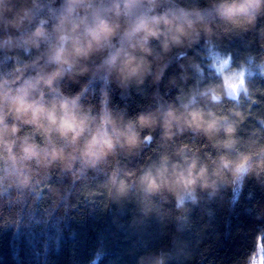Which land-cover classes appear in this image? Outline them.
Segmentation results:
<instances>
[{"label": "clouds", "instance_id": "9594fccd", "mask_svg": "<svg viewBox=\"0 0 264 264\" xmlns=\"http://www.w3.org/2000/svg\"><path fill=\"white\" fill-rule=\"evenodd\" d=\"M19 3V6H18ZM159 0H63L49 23L33 24L32 0H0V50L37 55L16 71L28 67L34 74H18L9 82L0 79V163L5 177L19 187H28L32 166L71 168L79 161L95 168L109 157L139 156L159 129L161 142L175 143L185 133L201 135L211 151L187 144L164 152L158 161L139 169L114 168L105 182L112 199L129 201L134 191L142 194L143 217L163 215V203L175 201L177 209L197 204L198 193L215 194L223 187L243 190L247 179L264 175V147L239 150L238 124L195 99L180 105L157 106L128 115L110 108L108 94L101 99L99 115L84 110L81 93L48 98L65 77H101L118 88H139L149 78L159 84L170 63V54L190 48L203 38L248 31L264 15V0H210V7L169 8L157 12ZM228 61H225L227 66ZM245 70H241V77ZM102 74V75H101ZM221 82L200 91L213 104L233 99L245 91L243 78L218 72ZM246 94V91H245ZM231 111V110H230ZM234 115L243 120L239 111ZM219 137V138H218ZM171 198V200H170ZM255 219H264V211ZM135 222V221H134ZM179 253L160 250L142 255L138 264H167ZM246 264H264V227L257 232L256 246Z\"/></svg>", "mask_w": 264, "mask_h": 264}, {"label": "trees", "instance_id": "16d2710c", "mask_svg": "<svg viewBox=\"0 0 264 264\" xmlns=\"http://www.w3.org/2000/svg\"><path fill=\"white\" fill-rule=\"evenodd\" d=\"M62 4L63 0H36L33 24L24 31L42 18L54 22ZM176 7H210V0H159L155 10ZM215 54L230 57L231 69L246 71V94L241 91L217 105L199 95L221 82ZM36 55L0 50V79L11 82L18 74H34L31 67L22 73L16 69ZM57 91L64 96L81 93L84 110L97 116L105 92L108 106L126 109L128 115L194 98L197 104L230 115L238 124L239 150L256 151L264 147V15L248 31L213 36L210 44L202 38L190 48L174 50L159 84L149 78L139 88L123 90L101 77H65L55 90L45 89L44 93L51 98ZM159 135L157 129L139 156L109 157L95 168L79 161L71 168L57 165L49 170L33 165L28 187L4 178L6 166L0 163V264H138L140 256L160 250L179 253L167 264H246L255 249L257 232L264 227V219H255L264 211V184L256 179H247L242 191L222 186L215 196L200 192L197 204L182 209L171 198L170 203L157 199L163 215L143 217L138 191L131 193V202L112 199L104 185L114 168L139 169L183 144L212 150L201 135L185 133L174 144L161 142ZM260 180L264 181V175Z\"/></svg>", "mask_w": 264, "mask_h": 264}, {"label": "rangeland", "instance_id": "374dc122", "mask_svg": "<svg viewBox=\"0 0 264 264\" xmlns=\"http://www.w3.org/2000/svg\"><path fill=\"white\" fill-rule=\"evenodd\" d=\"M215 65L216 68H218V70L222 71H227V73H229L231 76H233L236 81L238 82L239 79L243 78L244 82L246 83V71L244 72V75L241 77V70L242 69H231L230 67V62L231 59L228 56H224V55H219V54H215ZM225 61H228L227 66H225ZM241 92V91H240ZM238 92V94L240 93Z\"/></svg>", "mask_w": 264, "mask_h": 264}]
</instances>
